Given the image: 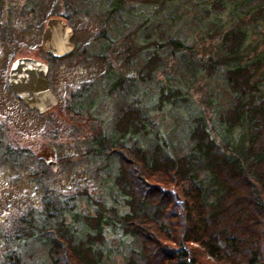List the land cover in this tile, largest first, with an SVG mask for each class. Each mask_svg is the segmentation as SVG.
Segmentation results:
<instances>
[{
	"label": "rangeland",
	"instance_id": "374dc122",
	"mask_svg": "<svg viewBox=\"0 0 264 264\" xmlns=\"http://www.w3.org/2000/svg\"><path fill=\"white\" fill-rule=\"evenodd\" d=\"M112 1L0 0V140L4 148L31 153L17 165L0 156V264H8L14 251L23 264H52L47 237L34 236L36 230L30 232L25 224L32 216L30 208L36 213L45 210V185L69 204L78 195L86 196L82 191L87 188L93 197L107 193V207L117 205L107 191L120 165L119 153L114 151L108 159L98 156L91 141L112 135L131 103L151 113L153 123L150 133L137 135L135 143L151 149L159 131L174 156L193 145L190 132L196 115L217 121L219 112L232 105L224 66L208 76L205 69L190 64V53L201 63L225 59L222 37L235 27L247 33L244 61L264 53L262 0H127L115 14ZM218 1L223 7H215ZM62 15L73 28L74 51L55 61L44 49L42 34L50 18ZM173 40L192 46L191 52L169 53L165 48L172 49ZM159 45L164 46L163 67L151 79L139 70L149 49ZM22 57L49 65V83L59 103L47 113L26 107L9 84L11 66ZM119 77L125 82L113 88ZM162 82L180 87L187 100L158 110ZM127 143L134 144V139ZM50 160L58 163L57 171L49 168ZM81 211L93 208L84 201ZM72 222L77 238H84L83 222ZM107 231L103 264H125L132 250L141 248L139 239Z\"/></svg>",
	"mask_w": 264,
	"mask_h": 264
},
{
	"label": "trees",
	"instance_id": "16d2710c",
	"mask_svg": "<svg viewBox=\"0 0 264 264\" xmlns=\"http://www.w3.org/2000/svg\"><path fill=\"white\" fill-rule=\"evenodd\" d=\"M127 3L113 0L112 14ZM214 5L223 7L220 1ZM246 37L240 27L225 31L222 60L201 63L190 53V64L205 69L208 76L224 66L233 103L219 112L217 121L203 113L193 118V145L187 153L170 154L159 131L153 148L136 144L137 135L149 134L153 123L151 113L135 103L124 110L112 135L91 141L98 156L108 159L114 151L119 153L120 165L109 178L107 191L117 205L107 207V193L101 195L104 199L93 197L87 188L82 191L86 196L78 195L69 204L52 186H44L45 210L36 213L30 208L32 216L25 224L38 233L31 237H47L52 264H103L108 228L141 241V248L133 249L125 264H264V53L244 61ZM170 46L165 48L169 53L192 49L177 40ZM163 47L147 52L139 70L144 76L152 79L163 67ZM124 82L119 77L113 88ZM162 83L158 110L187 100L180 87ZM52 131L56 138L57 129ZM2 145L0 140V156L13 165L31 156ZM44 179H39L41 184ZM84 201L92 213L80 212ZM72 220L83 222L84 238H77ZM8 259V264H23L16 251Z\"/></svg>",
	"mask_w": 264,
	"mask_h": 264
},
{
	"label": "water",
	"instance_id": "95a60500",
	"mask_svg": "<svg viewBox=\"0 0 264 264\" xmlns=\"http://www.w3.org/2000/svg\"><path fill=\"white\" fill-rule=\"evenodd\" d=\"M72 35L73 28L64 18H50L42 34L45 51L57 59L70 55L74 51ZM48 73L49 65L32 57L17 59L9 72L8 81L18 99L40 114L51 111L59 103V97L50 86ZM47 163L52 171L58 170L56 161Z\"/></svg>",
	"mask_w": 264,
	"mask_h": 264
}]
</instances>
